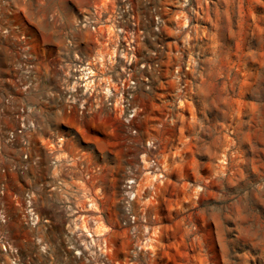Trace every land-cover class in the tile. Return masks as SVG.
I'll return each mask as SVG.
<instances>
[{
	"label": "rangeland",
	"instance_id": "obj_1",
	"mask_svg": "<svg viewBox=\"0 0 264 264\" xmlns=\"http://www.w3.org/2000/svg\"><path fill=\"white\" fill-rule=\"evenodd\" d=\"M100 2L0 0V264H264V0H212L203 41L141 6L127 87L109 25L77 24Z\"/></svg>",
	"mask_w": 264,
	"mask_h": 264
},
{
	"label": "built area",
	"instance_id": "obj_2",
	"mask_svg": "<svg viewBox=\"0 0 264 264\" xmlns=\"http://www.w3.org/2000/svg\"><path fill=\"white\" fill-rule=\"evenodd\" d=\"M212 0H103L99 5L93 4L90 13L85 18L78 19L77 24L82 26L87 25L94 29H98L100 26H108L111 28V31H106L105 28V40H112L116 45H122L121 50H123L120 55L123 59L125 66L123 67V72L125 73L126 87L132 85L134 82L128 75L130 71L129 64L132 63L135 59V43H134V34L140 33L141 30L138 28L139 16L138 10L141 6L148 7L156 10H171L167 22L174 27L176 30L185 29L184 39L186 41H193L198 38V40L203 41L205 38L206 31L204 28L207 25V21L203 19L205 11L210 7ZM106 14V15H105ZM103 15H105L103 17ZM153 22L157 25H162L166 22V19H163L162 15L159 13L153 14ZM130 27V28H129ZM135 27V28H134ZM199 31V33H197ZM109 33V34H108ZM203 35V39H202ZM108 43H106L107 45ZM74 79L76 80V85L72 87L71 95L78 97L84 94L90 96L92 94L91 90L94 89L95 83V72L93 65L89 60L84 63L74 64L72 69ZM193 71V66L191 61L188 59L184 66L179 70L174 68L173 77L177 78L178 90L184 91L187 87L192 88V80L189 76V72ZM181 75V78H180ZM124 85V82H121V86ZM106 89H110L112 86L109 83H106ZM78 89V90H77ZM120 105H124L126 108V113L128 112L129 117L133 116V109H128V97L122 94H119ZM105 98L106 105L110 106L111 101ZM82 104H80L79 113L85 116L90 117L95 110V98L93 97L92 101L85 104V100L82 99ZM116 104V101L113 103ZM60 143V142H59ZM61 144V143H60ZM59 146H62L59 145ZM153 165L155 164L154 160L150 161ZM85 184V180H81ZM134 183V179L127 180L128 192L131 191V186ZM86 185V184H85ZM85 191V188H83ZM135 195V191H133ZM132 195V197H133ZM89 197V196H88ZM157 194L151 195L150 205L155 207L158 201ZM88 206H92V198H87ZM85 206H82V209ZM88 207V208H89ZM79 209L81 205L79 204ZM78 209V210H79ZM153 209V208H152ZM30 213V219L33 223L37 222V215L32 211ZM156 215V212H152ZM162 240V234L159 232L158 228L152 226L150 229L145 230V234L140 237L138 240L137 247L148 250V255L156 256V249L160 247Z\"/></svg>",
	"mask_w": 264,
	"mask_h": 264
}]
</instances>
